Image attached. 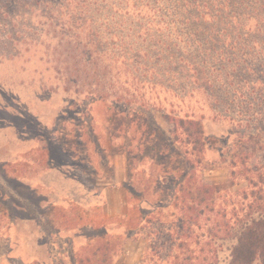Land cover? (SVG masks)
I'll return each instance as SVG.
<instances>
[{
    "label": "rangeland",
    "instance_id": "374dc122",
    "mask_svg": "<svg viewBox=\"0 0 264 264\" xmlns=\"http://www.w3.org/2000/svg\"><path fill=\"white\" fill-rule=\"evenodd\" d=\"M0 77V264L226 263L264 203V0H0ZM59 149L98 157L86 206L47 203Z\"/></svg>",
    "mask_w": 264,
    "mask_h": 264
},
{
    "label": "crops",
    "instance_id": "0c3cea01",
    "mask_svg": "<svg viewBox=\"0 0 264 264\" xmlns=\"http://www.w3.org/2000/svg\"><path fill=\"white\" fill-rule=\"evenodd\" d=\"M2 82V78L0 77V84ZM12 100H16L12 95L7 93L6 90L2 91L0 88V163L3 161V155H2V149H7L6 151H9V154L13 153V158L19 157L21 151L23 149H20L21 151L18 150V145H19V136L15 133V127L12 129L11 127H4L3 128L1 123L2 121V106L9 104L12 105L13 107L17 108V104L14 105L12 103ZM14 108V109H15ZM17 109H15L16 111ZM9 112V111H8ZM11 113V112H9ZM33 115H42L40 117L42 120L48 122L50 120V115L49 113L46 112H32ZM65 117L66 114L60 113ZM57 117V120L61 119V117ZM35 121H39L38 119H35ZM7 124L8 122H4ZM46 129L43 128L42 131L40 132L43 137L48 136V140L50 139V134L46 135V132H44ZM75 134H77V128L75 129ZM38 134H35L32 132V134L29 136L27 140H29V148L31 151L34 150V142L32 141L34 136ZM40 135V134H39ZM47 149V152H49L50 155V148L48 146L45 147ZM11 151V153H10ZM73 152V151H72ZM71 151L65 150V149H59L57 152V157L52 160V163H63V166L58 167L59 170L54 169L52 170L57 178H53L51 181V188L52 192L49 194L47 198V203H52V204H57L60 207H63L65 210L67 209V206L70 208V206H74L77 204V206H86V203H89L92 199V192L95 193V189H93L89 183L92 181L93 183H97V166L96 163L98 160V157L96 154H93L92 151H90V154L88 155V158L84 155H82L80 158H77V151H74L75 153L72 154ZM84 157L86 159H84ZM11 158H9L10 160ZM4 160H8L7 158H4ZM73 166L74 169H77V179L74 177H71L69 172L67 171L68 166ZM59 166V165H58ZM63 168V170L61 169ZM62 170V172L60 171ZM63 174V175H62ZM66 174V175H65ZM60 176V177H58ZM32 182H35L34 180ZM91 207V206H90ZM91 211V208H90ZM34 239V238H33ZM32 255H29V257H23L25 258V263H34L38 260H36L37 257V250L31 252ZM13 255V254H12ZM16 258H19L16 255H13Z\"/></svg>",
    "mask_w": 264,
    "mask_h": 264
},
{
    "label": "trees",
    "instance_id": "16d2710c",
    "mask_svg": "<svg viewBox=\"0 0 264 264\" xmlns=\"http://www.w3.org/2000/svg\"><path fill=\"white\" fill-rule=\"evenodd\" d=\"M188 123L196 127V130L193 132L194 134L198 135L201 132L198 121ZM190 128L191 126H188L186 131ZM198 141L200 143L199 139ZM209 193H211V190H207L206 186L202 187L198 185L194 189L190 188L188 190V196L186 197L177 195V205L179 204L181 213L184 214L182 222L183 228L186 226L188 214L192 211H197L206 202ZM259 200H261V197H259ZM252 205L249 206L250 209L246 211L245 215L238 220L239 227L234 233L236 241L230 247V255L225 264H264V203H259L255 208ZM229 223L230 221L227 222V228ZM233 226H230V229H228V235L232 234ZM218 234L219 230L215 231L214 228L209 229L211 244L213 243L212 240L216 239ZM178 247L181 250L180 252H185V249L188 248L185 242L179 244ZM181 256L180 253L175 256V264H203L200 263V259L197 257L193 258L190 255ZM216 260L217 256L214 262L208 264H217ZM203 261L205 262L206 259H203Z\"/></svg>",
    "mask_w": 264,
    "mask_h": 264
}]
</instances>
